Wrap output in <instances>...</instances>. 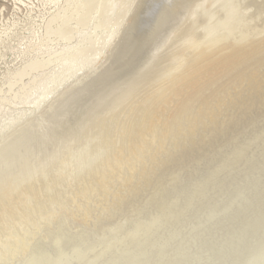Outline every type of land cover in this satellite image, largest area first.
Returning a JSON list of instances; mask_svg holds the SVG:
<instances>
[{
  "label": "bare ground",
  "instance_id": "6f19581e",
  "mask_svg": "<svg viewBox=\"0 0 264 264\" xmlns=\"http://www.w3.org/2000/svg\"><path fill=\"white\" fill-rule=\"evenodd\" d=\"M211 1L200 0L194 7L192 21L184 27H177L179 29L153 56L149 68L133 74L131 83L119 92L115 101L88 119L90 121L82 127L84 131L81 129L83 134L91 131L88 124L94 117L99 116L103 124L92 128L95 139L85 143V148L73 152L72 148L82 139L71 130L68 134L65 132L67 136L63 140L47 145L48 151L40 148V152L31 158L33 148L27 150L24 147L27 150L25 154L20 152L24 151L20 146L26 145V139V143L21 142L18 146L16 142L14 145L16 137L23 136L19 133L23 128L17 127L18 132H10L12 135L5 139L9 144H4L9 150L5 151V146L0 149L5 151L0 154V167L13 162V159L15 161V154L22 160L21 166H15L18 173L10 167L6 169L7 174L2 171L4 168L0 169L4 173V176L0 173V211L4 210V199H15L20 191L26 194V198L20 206L9 201L11 203L5 207V215L0 216V263L6 259L29 256L33 259H29L28 264H107L113 257L103 255L105 250L112 247L109 248L112 256L113 252L117 255L128 244L129 239L125 236L128 229L133 227V232L139 231L141 223L173 201V195L185 187L188 180L194 179L196 184L198 176L208 177L217 162L226 159L232 164L233 154H243L244 166L238 182L247 183L251 188L253 185L257 187L264 179V6L258 11L251 9L261 6L264 0H220L219 8L218 5L213 7ZM182 3L183 0H176L169 5L170 9L165 7L163 11L171 12L169 9L182 14L187 8ZM158 4H151L147 12L153 14ZM184 16L187 17V13L181 17ZM151 74L153 78L149 80ZM143 76L144 79H141ZM43 89V92H49ZM138 92L140 96L131 105L128 120L118 126L115 122L118 108ZM234 107L238 108V112L234 113ZM34 123L29 124L31 130H34ZM203 135L208 141L201 144ZM36 136L38 138L41 134L36 133ZM69 144L72 145V153H69L65 166H70V174L60 167L51 177L52 172L49 173L43 166L60 154L61 146ZM255 144L263 147L259 154L252 149ZM38 170L48 172L36 181L39 184L32 185L30 180L35 178ZM231 180L227 178L226 187ZM236 180L238 178H233V182ZM14 181L19 185L12 184ZM64 181L66 183L63 184ZM179 184L182 186L180 190ZM260 184L262 186L264 181ZM36 186L38 189H34ZM57 186H61L62 190ZM232 194L234 198L245 199L242 189L234 190ZM33 196L38 199L36 204L30 203L29 199ZM45 198L57 201L46 204ZM257 202H262L264 207V199H255L252 204ZM88 204H91L90 209L85 207ZM200 206L194 209L193 214L211 212L212 208L203 209ZM62 210L66 213L61 214ZM36 214L41 219L48 216L45 225L33 222L31 228L24 225L22 233L14 232L17 224L32 219ZM224 234L222 230L215 244L220 245ZM12 245H15L14 249H11ZM162 248L165 249V246ZM139 250L141 252L143 248ZM206 253L208 256L212 254L210 250Z\"/></svg>",
  "mask_w": 264,
  "mask_h": 264
},
{
  "label": "rangeland",
  "instance_id": "374dc122",
  "mask_svg": "<svg viewBox=\"0 0 264 264\" xmlns=\"http://www.w3.org/2000/svg\"><path fill=\"white\" fill-rule=\"evenodd\" d=\"M157 2H159L157 9L153 14H149L147 12L149 6ZM175 2L176 0H0V149L5 146V143L9 144L5 139L12 135V132L15 133L16 130L18 132L20 128H23L19 130L23 136L16 137V139L13 137L15 140L12 139V141H15H13L14 145L17 142L18 146L21 145V142L24 144L28 141L26 145L20 146L24 150H20V152L25 154L28 149L33 148L34 151L29 150V152L32 151L31 158L40 152V148L48 151V146L51 143L63 140L67 136L66 133H70L71 130L72 133L77 132L82 139L79 140L77 147L72 148L73 152H78L81 147L85 148V143L95 139L92 128L101 126L103 121L101 118L99 119V116L94 117V120L90 122L93 124H88L91 133L83 134V125L90 121L88 120L90 117L98 114L105 106H109L111 102L115 101L119 92L121 93L124 88L129 86L133 74L138 70L141 73L149 68L153 56L174 34L173 32L179 29L177 27H184L192 21L191 15L194 7L200 0H189L188 2L183 0L182 5L187 8L182 14L175 10H169V5ZM219 2L220 0L211 1L214 3L213 7L217 6ZM263 6L264 2L261 6L251 9L258 11ZM165 7H169L168 11L171 12H164ZM185 13H187V17L182 18ZM76 53L80 55H76ZM139 57L142 58L139 59ZM65 65L67 69H65ZM69 68L71 71H68ZM152 78L153 74L148 76L149 80ZM141 79H144V76ZM43 88L49 92H43ZM104 96L105 100L102 99ZM139 96L140 92L130 96L125 104L118 108L115 117L118 126L128 120L131 105L136 102ZM109 98L111 99L108 100ZM234 109V113L238 112L237 107ZM72 120L74 121L72 122ZM32 122H36L32 128L34 130L29 127ZM65 124L70 127H65ZM30 133L35 137H27L31 136ZM36 133L37 135L41 134L43 138L41 139V136L38 138L44 145L36 140L38 139ZM55 136L57 139L54 138ZM205 138L203 135L200 140L201 144L208 141H205ZM25 139L26 142H24ZM32 141H34V147H32ZM44 141L46 142L44 143ZM30 144L32 146L28 147L27 145ZM260 145L252 146V149L258 154L263 150V147H259ZM71 146V144L61 146L60 154H54L55 159L46 162L47 164L43 166L44 169L49 170V173L52 172L51 177L55 176L57 168L60 167L70 174L71 168L65 164L72 153ZM4 148L5 151L8 149L6 146ZM3 150H0V154L5 152ZM14 156H16L15 161L13 159V162H7L6 166L3 164L4 167H0V169L4 168V170L2 169L4 173L7 174L6 169L9 167L15 170L19 164L21 166L22 157L19 160L18 154ZM232 159L234 160L232 164L229 162L230 160L226 159L224 162H217L208 177L201 175V177L195 178V181L198 182L196 184L194 179L188 180V184L182 189L179 184L178 187L181 190L173 195V201L171 200L164 208L165 210L154 212L149 216L145 223H141L139 231L133 232V227L127 230L125 236L129 240L123 249L124 252L120 250L117 255L113 252L112 256L110 250L112 247L105 250L106 253L103 252V255L113 257V260L107 264H199V262L200 264H264V207L262 202L255 203L256 206L252 204L255 199H264V184L262 186L260 184L264 179L259 182L257 187L253 185L251 188L246 185L247 183H239L238 181L242 177L240 171L244 166L242 163L243 154H233ZM48 170L44 172H48ZM2 171L0 170V173ZM258 171L262 173L261 170ZM44 172L38 170L35 178H32L35 182L30 180V183L32 185L39 184L40 182L36 181L42 178V175L44 176ZM4 173L1 174L4 176ZM227 178L232 180L226 187ZM233 178H238V180L233 182ZM64 183L66 182L64 181ZM12 184L19 185L16 181ZM36 187L34 189H38ZM57 187L62 190L61 186ZM241 189L244 191L245 199L234 198L233 191ZM25 198L26 194L20 191L16 193V200L4 199V210L0 211V216L5 215V207L11 202H16L20 206ZM47 199H44L46 204L49 202L53 204L57 201L55 199L53 202L54 198ZM29 200L30 203L36 204L38 199L33 196ZM200 203L203 205L200 206ZM207 203L209 205H206ZM90 206L91 204H88L85 207L90 209ZM197 206L203 209L208 207L212 209L211 212L205 211L204 215L193 214ZM61 212V214L66 213L63 210ZM252 216L254 218H251ZM47 218L48 216H44L41 219L36 214L32 219L17 224L14 232L22 233L23 226L30 225L31 228L33 222L45 225V222L48 221ZM249 218L250 220H248ZM206 220L208 221L206 222ZM30 228L27 227V229ZM0 230L2 231V229ZM222 230L225 233L223 240L220 245L215 244ZM40 234H36L35 237ZM228 236L232 237L229 239ZM224 243L225 245H223ZM207 244H211V246H207ZM205 245L207 247H204ZM214 245L215 249L212 250ZM12 246L11 249H14L15 245ZM160 246H165L166 250ZM141 248L143 250L140 252ZM208 250L212 252L210 256L206 253ZM147 251H150V254ZM82 257L84 255L79 258ZM211 257L214 258L211 259ZM29 259L33 258L27 256L14 260L6 259L0 264H26Z\"/></svg>",
  "mask_w": 264,
  "mask_h": 264
}]
</instances>
